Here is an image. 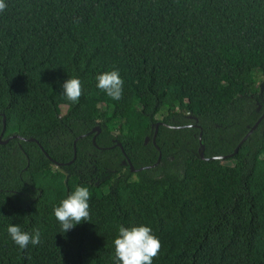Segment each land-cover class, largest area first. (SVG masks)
Segmentation results:
<instances>
[{
	"label": "trees",
	"instance_id": "16d2710c",
	"mask_svg": "<svg viewBox=\"0 0 264 264\" xmlns=\"http://www.w3.org/2000/svg\"><path fill=\"white\" fill-rule=\"evenodd\" d=\"M5 2L0 264H115L121 225L152 229V264H264V116L233 153L263 112L264 0ZM114 69L118 101L96 87ZM77 186L91 218L63 233L53 209Z\"/></svg>",
	"mask_w": 264,
	"mask_h": 264
},
{
	"label": "clouds",
	"instance_id": "9594fccd",
	"mask_svg": "<svg viewBox=\"0 0 264 264\" xmlns=\"http://www.w3.org/2000/svg\"><path fill=\"white\" fill-rule=\"evenodd\" d=\"M7 4L0 0V13L5 11ZM96 87L106 93L114 101L123 96L124 81L119 69L105 71L96 76ZM62 95L72 104L79 102L83 94V87L78 78H68L62 84ZM91 193L85 186H77L74 191L62 199L59 206L53 209L55 218L60 223L61 229L67 232L82 221H90L89 200ZM7 232L12 241L20 248L25 249L29 244L41 243V231L34 228L31 233L23 231L17 224H10ZM115 264H152L160 249V240L152 233V229L145 225L118 227V235L113 241Z\"/></svg>",
	"mask_w": 264,
	"mask_h": 264
},
{
	"label": "water",
	"instance_id": "95a60500",
	"mask_svg": "<svg viewBox=\"0 0 264 264\" xmlns=\"http://www.w3.org/2000/svg\"><path fill=\"white\" fill-rule=\"evenodd\" d=\"M259 121H260V119H258V120L256 121V123L250 128V130L245 134V136L241 139V141H240V142L238 143V145L235 147L233 153H235V152L238 150V148H239V146L241 145V143L246 139L247 135H248V134H249V133H250V132L256 127V125L258 124ZM4 125H5V118H4V116H3V129H4ZM157 127H158V123L156 124V127H155V132H154L153 139H152L153 143H154V138H155V135H156ZM3 129H2V132L0 133V143H5V142L8 141V139L1 140V136H2V134H3ZM95 130L98 132L100 129H99L98 126H95V127L92 129V131H95ZM16 136H17V135H12V136H10V137H16ZM200 137H201V135H199V140H200ZM22 139L25 140V138H22ZM29 139L33 140V138H29ZM92 141L94 142V137H93V140H92ZM147 141H148V137L146 136L144 142L146 143ZM74 145H75V143H74ZM118 145H120V144L118 143ZM203 148H204L203 145H201L200 156H201L202 158H204V156H203ZM74 150H75V146H74ZM160 156H161V153L159 152V155H158L157 160H156V162L154 163V165L158 164V162H159V160H160ZM225 156H227V155L221 156V158H223V157H225ZM122 163H123V164L128 163L129 166H130V169H131L132 171H134V170H139V169L144 168V167L134 168L133 165L130 163V161H129L128 159H124V160H122Z\"/></svg>",
	"mask_w": 264,
	"mask_h": 264
},
{
	"label": "flooded vegetation",
	"instance_id": "af4514ba",
	"mask_svg": "<svg viewBox=\"0 0 264 264\" xmlns=\"http://www.w3.org/2000/svg\"><path fill=\"white\" fill-rule=\"evenodd\" d=\"M263 79L264 78H261L260 80H263ZM260 80L258 82L259 88H258V91L256 93V97L254 99V101L257 104V107H256L257 111H260L261 108L263 107V112H262L261 116L258 119H261L264 116V83L260 84L261 83Z\"/></svg>",
	"mask_w": 264,
	"mask_h": 264
},
{
	"label": "rangeland",
	"instance_id": "374dc122",
	"mask_svg": "<svg viewBox=\"0 0 264 264\" xmlns=\"http://www.w3.org/2000/svg\"><path fill=\"white\" fill-rule=\"evenodd\" d=\"M260 81H261V83H260V84L264 83V79H263V80H260Z\"/></svg>",
	"mask_w": 264,
	"mask_h": 264
}]
</instances>
